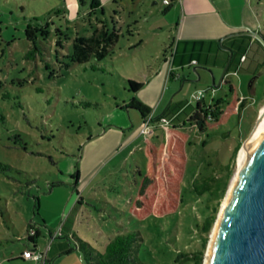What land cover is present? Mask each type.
I'll return each mask as SVG.
<instances>
[{
    "label": "rangeland",
    "instance_id": "1",
    "mask_svg": "<svg viewBox=\"0 0 264 264\" xmlns=\"http://www.w3.org/2000/svg\"><path fill=\"white\" fill-rule=\"evenodd\" d=\"M102 1L98 8L93 0H0V162L10 165L0 167V264H87L73 240L74 249L48 251L67 220L71 232L101 251L107 234L134 230L143 236L137 250L147 264H194L191 257L201 250L206 264L216 222L264 107L263 47L247 42L237 52L235 58L246 51L248 61L237 71L232 63L226 77L241 102L223 124L202 129L189 120L197 94L202 91L208 103L231 99L228 83L213 86L225 65L214 67L212 54L210 65L200 64L198 72L196 65L180 67L182 76L171 78L172 61L165 56L178 36L177 6L162 17L163 0ZM253 3L255 30L264 33V0ZM155 26L163 28L149 31ZM217 48L227 53L220 42ZM129 78L146 84L134 93ZM133 98L153 110L154 126L160 115H177L174 122L191 133L179 210L143 221L129 218L127 210L145 172L143 144L147 137L161 142L163 124L137 139L143 114L131 107ZM223 177L229 180L221 202L195 187L196 181ZM216 203L217 220L207 234L202 224ZM36 228L34 246L28 234ZM26 245L44 257L18 258Z\"/></svg>",
    "mask_w": 264,
    "mask_h": 264
},
{
    "label": "trees",
    "instance_id": "2",
    "mask_svg": "<svg viewBox=\"0 0 264 264\" xmlns=\"http://www.w3.org/2000/svg\"><path fill=\"white\" fill-rule=\"evenodd\" d=\"M96 3H99V0H93L92 6L95 7ZM168 9L169 8L165 9L164 12ZM34 32L35 31L29 28L28 34L30 36H33ZM240 38L253 39L252 36H234L225 40L224 43L228 40ZM254 39L263 47L264 50L262 42L257 38ZM81 42H83V39H81ZM194 42L196 43L197 41ZM86 47L90 49L92 48L91 45L88 44H86ZM201 50L202 49L196 50V48H193L192 50H189L188 48H184L182 50L177 49L176 53H174L175 55H173V58L175 57L173 62H176L175 59L177 53L185 55V53L189 52V57L186 58L183 56L184 58L181 63L178 65L176 64V66L180 68L188 64H196L197 60L196 62L192 61L194 58H197L194 57V53L198 54ZM32 51H29L27 55L28 57ZM236 52L237 49H235V54ZM233 61L234 57L230 67ZM230 67L228 69V73L230 72ZM126 81L128 82L130 90L134 93H137L146 84L144 81L135 80L133 78L126 79ZM224 83L229 84L230 91L232 93L231 99L226 102V106L222 108L219 106V103L203 105V98L198 99L196 110L189 118L190 121L198 122L202 129H204V127L214 128L225 122L233 110L239 106L242 98L238 95L237 89L232 82L225 78ZM135 102L136 100L133 98L131 101V107L138 108L141 110L143 116H146L147 111L149 110L148 107L141 102H138L137 104H135ZM86 104L91 105L92 103L87 101ZM118 106L128 105L119 104ZM190 138V131L185 129L181 124L171 121L169 125L163 127V140L161 142H155L152 139L145 141L143 146L146 166L145 172L139 182L136 196L129 202L127 210L129 218L131 216L138 221H143L150 216L161 217L175 213L179 210L182 200V185L188 163L187 144L190 141ZM239 149L240 146L238 147V150ZM0 167L2 169H8L10 165L0 162ZM228 176L230 178L231 174ZM228 180L223 177L214 183H199L196 181L195 187L201 193L210 192L212 199H218L219 202H221V194L225 190L224 186L228 184ZM219 205L220 203L214 204L210 213L204 220L202 224L203 232L207 234L211 232L217 220ZM68 221L69 220L65 221L61 226L59 236L64 235L68 238L67 243L71 246L70 249H74V247L70 244V240H73L78 248L83 249L86 253L87 264H147L141 259L137 250L138 242L143 240V236L140 231L129 230L118 234H107L108 238L105 250L101 251L88 241L78 237L75 233L70 234L69 231L71 230V227L68 225ZM38 236H40L38 228L35 229V233L29 231L28 239L34 243V246L37 245ZM207 243L208 235H206L203 240V246H206ZM26 247L34 249L31 245H26ZM203 255L204 251L201 250L198 254L192 256L191 258H194V264H202L204 258ZM18 258L25 259L23 255Z\"/></svg>",
    "mask_w": 264,
    "mask_h": 264
},
{
    "label": "crops",
    "instance_id": "3",
    "mask_svg": "<svg viewBox=\"0 0 264 264\" xmlns=\"http://www.w3.org/2000/svg\"><path fill=\"white\" fill-rule=\"evenodd\" d=\"M155 3H157V0H155ZM98 4H100L98 6V8H100L104 4V1L99 0V3H96L95 6ZM161 6L164 7L163 11H161L162 17L167 16L174 6H177L176 8H178L175 9L176 13H178L179 11L180 13L179 15H181L178 16V21H179V24L177 25L178 36L173 39V42H171L170 48L168 49L169 51L168 56L167 57L165 56V59L168 58L169 60L172 61L173 66L169 76L173 79L180 78L182 76L177 72L179 67H177L176 64L178 65L181 63V61L184 58L183 56L188 58L190 55L189 52L185 53V55L177 53L175 59L176 62H173L175 58V57L173 58V55H175L174 53H176L177 49L179 50L180 49L182 50L184 48H188L189 50H192L193 48H196V50L202 49L200 53L198 54L194 53L195 54L194 57L197 58H194L192 61L194 62L195 60H197V63L193 65L196 66L200 64L210 65V62L212 61L211 55L213 54L217 58L214 67L222 68L223 65H225L226 61L228 60L230 52L225 49L227 53H222L220 49L217 48L219 40L228 33L243 30L246 27H250L252 29L257 28V23H258L256 21L257 12L253 0H170L169 4L165 3L163 0V4ZM167 8L169 9L166 12H164V10ZM161 28H163V26H158V27L155 26L154 28H149V31H154ZM117 33L118 31L116 30L115 27L114 33H110V35H108L107 38L111 41L113 39L114 34ZM155 33L157 34L158 32L155 31ZM254 38L255 37H253V39L245 38L244 40H242L243 38L232 39L233 43H228L229 40L226 41V43L228 44V46L237 48V52H238L239 50H244V47L247 42L255 44L256 41ZM79 39H83V38L80 37ZM91 39L93 41H96L97 45L100 43L101 40L100 37L96 35ZM194 41L197 42L195 43ZM235 56L233 61V63L235 64V65L233 64L235 68H233V71H237L239 67L243 68L245 63L248 61V56L246 55V51H242V54L239 55L237 58H235ZM260 56H261L262 64L264 65V50ZM231 71L232 70H230V72ZM226 79L233 83V81L228 79L227 77ZM226 101L227 98L220 97L219 102L217 103L224 104L226 103ZM202 104L212 105L214 103H208L206 101V98H203ZM158 105L160 106L161 102H158ZM148 109L149 110L147 111L146 116L150 114L153 115L152 112L153 110L150 109L149 107ZM146 116H143V121ZM161 116L162 115H160V117ZM177 118H178L177 115H173V117H171L170 119L174 122L175 120H177ZM144 134L145 133L140 132L136 136V138L140 139L142 138V136H144ZM148 139L151 138L147 137L146 140ZM69 232L70 234H73L71 230ZM52 237H53L52 243L48 249L49 253L59 246L65 248V250L68 248L70 249L71 246L67 243V240H57L59 234L56 235L55 233V235H53ZM25 249H29V248L25 247L24 250Z\"/></svg>",
    "mask_w": 264,
    "mask_h": 264
},
{
    "label": "water",
    "instance_id": "4",
    "mask_svg": "<svg viewBox=\"0 0 264 264\" xmlns=\"http://www.w3.org/2000/svg\"><path fill=\"white\" fill-rule=\"evenodd\" d=\"M234 36H252L264 45V34L250 27L224 35L219 42L230 55L220 81H214L213 86L216 88L224 83L235 54V49L224 45V41ZM199 67L195 66L194 70L198 72ZM263 119L264 107L258 115L251 135ZM220 215L206 264H264V131L251 149L237 185Z\"/></svg>",
    "mask_w": 264,
    "mask_h": 264
},
{
    "label": "built area",
    "instance_id": "5",
    "mask_svg": "<svg viewBox=\"0 0 264 264\" xmlns=\"http://www.w3.org/2000/svg\"><path fill=\"white\" fill-rule=\"evenodd\" d=\"M164 2L169 4L170 0H164ZM194 62H196V60ZM201 93L202 91H200V93L197 94V99H202V97L200 96ZM160 118H161L160 121H163L162 119H164L165 122L159 121L158 122L159 125L154 126L153 122L156 121L154 120L155 119L154 116L152 114L147 115L143 121L141 132L142 133H148V132L152 133L154 131V127L156 128L157 126H160L162 124H163L162 126L164 127L171 123L170 119H165L162 116ZM22 255L24 258L42 259L44 257V254L42 252L37 251L36 249H25Z\"/></svg>",
    "mask_w": 264,
    "mask_h": 264
},
{
    "label": "bare ground",
    "instance_id": "6",
    "mask_svg": "<svg viewBox=\"0 0 264 264\" xmlns=\"http://www.w3.org/2000/svg\"><path fill=\"white\" fill-rule=\"evenodd\" d=\"M263 131H264V119H263V121L261 122V124L259 125V127L255 130V132H253V134L251 135L250 140L248 141L246 155H245V157H244V159H243V162H242L241 166L239 167L238 172H237V174L235 175V177H234V179H233V182H232V184H231V186H230V191H229L228 196L226 197V200H225V202H224V204H223V206H222L221 214H222V211H223V209H224V206H225V204H226V202H227V200H228L229 195L231 194V192H232V190L234 189V187L237 185V181H238L239 175H240V173H241V171H242V169H243V166H244V164H245V162H246V160H247V158H248V156H249V153H250L251 149L253 148L255 142H256L257 139L260 137V135L262 134ZM220 217H221V215H220ZM219 220H220V219H218V223H219ZM217 225H218V224H217ZM216 228H217V226H216L215 229H214V232H213V235H212V239H213V236H214V233H215ZM211 241H212V240H211ZM208 252H209V251H208ZM206 261H207V259H206Z\"/></svg>",
    "mask_w": 264,
    "mask_h": 264
},
{
    "label": "flooded vegetation",
    "instance_id": "7",
    "mask_svg": "<svg viewBox=\"0 0 264 264\" xmlns=\"http://www.w3.org/2000/svg\"><path fill=\"white\" fill-rule=\"evenodd\" d=\"M234 48V47H233ZM234 49H237V48H234Z\"/></svg>",
    "mask_w": 264,
    "mask_h": 264
}]
</instances>
